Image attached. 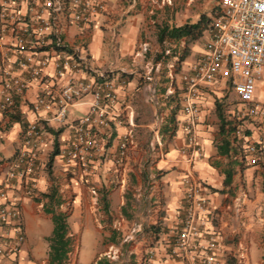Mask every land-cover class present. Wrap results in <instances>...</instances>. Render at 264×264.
I'll return each instance as SVG.
<instances>
[{"label": "crops", "instance_id": "0c3cea01", "mask_svg": "<svg viewBox=\"0 0 264 264\" xmlns=\"http://www.w3.org/2000/svg\"><path fill=\"white\" fill-rule=\"evenodd\" d=\"M198 2L107 0V9L91 22L64 28L62 38L69 48L82 44L93 66L113 71L110 76L118 94L116 111L120 115L113 121L105 152L98 159H86V164L69 165L57 154L48 170L47 161L55 139L50 132L51 139L43 141L37 150L32 196L26 194L20 180L7 184L5 175L20 147L25 125L36 119L44 121L52 112L33 110L32 102L40 91L36 84L16 97L11 108L0 112V186L4 182L9 185L8 196L18 202L25 234L18 257L21 264H49L47 237L53 223L52 214L45 207L68 213L71 250L64 264H96L103 258L112 264H186L171 253L181 227L183 176L188 168L183 153L185 84L182 77L191 74L200 61L211 22L197 40L166 39L160 43L162 57H170L167 60L169 79L162 92L157 89L160 105L156 124L140 118L144 104L137 92L138 78L133 73L138 65L151 67V58L142 55L148 42L141 43L142 35L156 31L150 24L157 17L168 26L195 22L201 16L196 9ZM29 5L24 0L17 4L27 20L32 16ZM12 40L11 31L6 30L4 42L9 44ZM181 46L182 54L177 60L173 48ZM162 62L156 61L155 68ZM47 72L52 75L53 68L49 66ZM261 89L264 90V84ZM90 100L91 95L86 94L69 107L67 124L50 126L60 130L56 137L58 148L71 134L68 123L88 112ZM197 103L200 109L197 135L202 154L193 162L192 170L209 199V213L190 255H202L207 241L214 238L221 264H231L230 261L238 264L234 258L238 253L243 256L242 264H252V251L257 256V264H264V153L257 164L249 165L238 156L239 139L233 131L227 135L219 132L217 103L233 125L238 124L235 119L238 98L228 80L220 79L209 87H202ZM260 106L264 108V103ZM81 107H85L83 112L79 110ZM153 114L156 117L155 108ZM241 122V135L252 139L264 136L255 120ZM150 130L153 131L151 138ZM126 134V155L119 159L118 145ZM224 139L228 145L222 144ZM226 148L227 152L222 153ZM52 189L56 196L50 202L42 195ZM32 238L37 242L34 245L30 243ZM38 240L46 241L47 247L41 248ZM109 248L118 249L117 260L106 256Z\"/></svg>", "mask_w": 264, "mask_h": 264}, {"label": "built area", "instance_id": "2783aa9c", "mask_svg": "<svg viewBox=\"0 0 264 264\" xmlns=\"http://www.w3.org/2000/svg\"><path fill=\"white\" fill-rule=\"evenodd\" d=\"M19 1L0 0V112L11 108L15 98L32 84L40 89L32 102L33 110L52 112L44 121L36 119L25 125L20 147L5 175L7 184L20 180L26 194L32 196L37 150L43 141L51 139L46 127L67 124L69 107L84 95H91L88 112L68 123L71 134L58 153L69 165L82 164L86 159H98L105 152L106 139L120 113L116 111L119 98L110 76L113 71L93 66L82 44L69 48L62 38L66 26L91 22L94 16L104 12L107 0H24L30 3L29 20L17 6ZM6 30L12 33L13 40L9 44L4 42ZM49 66L53 68L52 75L47 72ZM263 71L264 0H217L203 55L192 73L182 77L185 84L183 153L188 168L183 176L181 227L171 253L186 264H221L214 238L207 241L202 255H190L194 240L203 233L209 213V199L192 170L193 162L202 154L197 135L200 90L220 79L230 82L239 103L235 111L238 124L233 130L239 139L238 156L254 165L264 153V136L248 138L241 135L240 128L241 121L250 119L264 131V108L254 98L255 81ZM145 75L151 79L148 72ZM158 97L156 87H150L148 100L155 108V118L160 105ZM157 144L160 145V140ZM127 145L126 134L118 145L119 159L126 155ZM5 182L0 186V264H21L18 257L25 234L18 202L8 196L6 187L9 185ZM106 256L117 260L119 251L109 248ZM234 258L238 264L243 263L242 254Z\"/></svg>", "mask_w": 264, "mask_h": 264}, {"label": "trees", "instance_id": "16d2710c", "mask_svg": "<svg viewBox=\"0 0 264 264\" xmlns=\"http://www.w3.org/2000/svg\"><path fill=\"white\" fill-rule=\"evenodd\" d=\"M210 22L211 18L205 14H202L195 22H185L177 26H168L167 24H162L158 27L156 40L158 43H162L166 39L179 40L180 38H186L187 40H197L209 27ZM216 113L219 119V132L225 133V135L231 133V131L235 129V125H233L232 121L227 118V115L224 111H222L219 103H217ZM46 130L51 132L55 137L53 142V150L51 151L48 157L49 160L47 161V169L49 170L52 159L59 153L56 137L60 130H54L51 127H46ZM222 144L228 145L229 143L224 139ZM221 152H227V148L226 150H221ZM42 196L47 197L51 202L55 199L56 191L52 189ZM57 203L59 204V201H57ZM45 211L52 214L51 219L53 223L52 232L50 236L47 237L49 244V264H64L68 259V253L71 250V239L68 236V213L62 211L56 212L49 209L48 207H45ZM230 263L232 264L233 261H230ZM96 264H112V262L103 258L99 259Z\"/></svg>", "mask_w": 264, "mask_h": 264}, {"label": "rangeland", "instance_id": "374dc122", "mask_svg": "<svg viewBox=\"0 0 264 264\" xmlns=\"http://www.w3.org/2000/svg\"><path fill=\"white\" fill-rule=\"evenodd\" d=\"M216 1L217 0H201V1L199 0L198 4L196 5L197 12L199 11L200 15L205 14L206 16L211 17L214 13V7L216 5ZM162 24H164L163 20L160 17H157L154 20V22L150 24V25H153V27L155 28L156 30L155 33L150 32L146 35H142L141 43L148 42L146 44V50L143 51L142 55L143 57L151 58V63H150L151 67L149 69H146L144 66L138 65L137 67H135L136 69H135V72L133 73L138 78L137 79V87H138L137 92L140 95L142 103L145 105V107L143 105L141 108L142 114L140 118H142L143 121L149 124L155 123L156 121V118L153 114L154 107L151 105V103L148 100L149 88L154 86L156 87V89L159 90V92H162V90L168 83V79H169L167 78V72H168L167 60L170 57H165V56L162 57L161 50L163 48L162 46L163 44L161 45L156 40V33L158 30V27ZM164 45H168V44H164ZM179 48L180 49H176L175 47L173 48L177 52L175 54L177 56V60L182 54L181 49L183 48V46ZM158 60H161L163 62L161 63L160 67L155 68L154 63ZM176 67L177 66L175 65V68ZM145 72H148V75H150L151 77L150 80L146 78ZM139 81H141L142 83L140 84ZM263 84H264V71L262 72V75L255 81L254 98L260 104L264 103V90L261 89V86H263ZM79 110L83 112L85 110V107H81L79 108ZM152 127H154V124ZM152 132L153 131L150 130L149 138H151L150 136ZM130 213L133 214L132 212ZM30 240H31L30 243L32 245H34V243H37L35 238H32ZM120 240H121V237H119L118 241ZM38 242L40 243L41 248L45 249L47 247L46 241L38 240ZM38 257L39 256L36 255V258ZM251 261H252V264H257V256L255 255L254 251L251 252Z\"/></svg>", "mask_w": 264, "mask_h": 264}]
</instances>
